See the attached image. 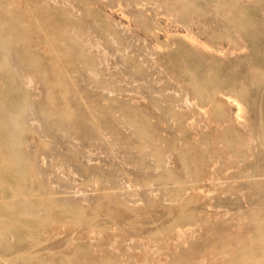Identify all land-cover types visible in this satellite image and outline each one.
<instances>
[{"label": "rangeland", "instance_id": "rangeland-1", "mask_svg": "<svg viewBox=\"0 0 264 264\" xmlns=\"http://www.w3.org/2000/svg\"><path fill=\"white\" fill-rule=\"evenodd\" d=\"M0 264H264V0H0Z\"/></svg>", "mask_w": 264, "mask_h": 264}, {"label": "bare ground", "instance_id": "bare-ground-1", "mask_svg": "<svg viewBox=\"0 0 264 264\" xmlns=\"http://www.w3.org/2000/svg\"><path fill=\"white\" fill-rule=\"evenodd\" d=\"M208 51H209V50H208ZM239 105H240V104H239ZM239 105H238V106H239Z\"/></svg>", "mask_w": 264, "mask_h": 264}]
</instances>
